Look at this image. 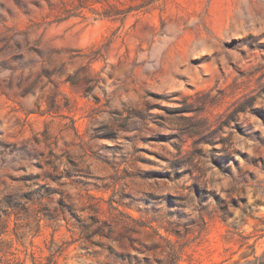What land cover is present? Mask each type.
Returning a JSON list of instances; mask_svg holds the SVG:
<instances>
[{"label": "rangeland", "instance_id": "1", "mask_svg": "<svg viewBox=\"0 0 264 264\" xmlns=\"http://www.w3.org/2000/svg\"><path fill=\"white\" fill-rule=\"evenodd\" d=\"M264 264V0H0V256Z\"/></svg>", "mask_w": 264, "mask_h": 264}, {"label": "trees", "instance_id": "2", "mask_svg": "<svg viewBox=\"0 0 264 264\" xmlns=\"http://www.w3.org/2000/svg\"><path fill=\"white\" fill-rule=\"evenodd\" d=\"M0 256V264H23V261L20 258L15 257V259H10L4 256ZM32 264H36L35 260H32Z\"/></svg>", "mask_w": 264, "mask_h": 264}]
</instances>
